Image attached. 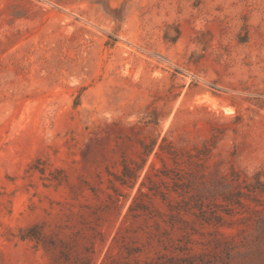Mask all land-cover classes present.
Instances as JSON below:
<instances>
[{"label":"rangeland","instance_id":"rangeland-1","mask_svg":"<svg viewBox=\"0 0 264 264\" xmlns=\"http://www.w3.org/2000/svg\"><path fill=\"white\" fill-rule=\"evenodd\" d=\"M0 264H264V0H0Z\"/></svg>","mask_w":264,"mask_h":264}]
</instances>
